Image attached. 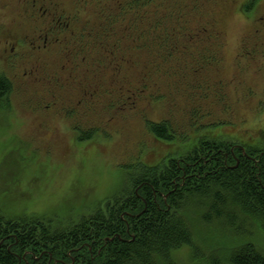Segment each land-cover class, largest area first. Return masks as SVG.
Instances as JSON below:
<instances>
[{
  "label": "rangeland",
  "instance_id": "374dc122",
  "mask_svg": "<svg viewBox=\"0 0 264 264\" xmlns=\"http://www.w3.org/2000/svg\"><path fill=\"white\" fill-rule=\"evenodd\" d=\"M147 2L149 6L128 15L114 11L124 19L122 22H116L107 33L96 29L85 37L84 56L71 58L76 67L69 65L67 57L45 58L49 66L46 73L20 76L17 84L14 82L11 93L0 103L2 213L45 215L58 222L87 214L121 189L126 174H130L128 166L134 161L154 165L166 155H182L192 147L195 135L209 132L206 126L219 120L224 123L216 128L236 141L264 137V106L260 104L264 99V79L255 78L254 65L245 78L255 90L251 102L238 104L232 85L227 87L226 100L216 101L213 96L219 94L220 78L238 79L234 51L237 35L239 41L248 33V23L237 22L236 17L227 21V46L223 57L218 58L221 65H217L222 74L219 78L217 68L199 70L203 63L197 56V47L192 49L193 55H189L188 46L182 47L186 43L191 47L189 35L198 27L208 26L210 16L205 11L201 20L190 10L197 4L205 6V1ZM180 10H186L188 17L176 24L171 15ZM165 38L168 39L163 42ZM112 49L115 56L107 55V50ZM169 49L177 58L172 66L165 67L166 62L160 60L150 65L153 56L160 58ZM244 61L239 59L238 65H245ZM65 64L75 72L63 71ZM164 67L167 71H163ZM171 70L175 74L169 73ZM141 73H147L143 80L149 83L154 74L152 84H144ZM84 89L86 95H82ZM237 91L242 97V89ZM259 107L262 111L255 114ZM67 111L74 112L68 115ZM79 120L82 125L98 127V134L91 140L79 141V134H72V126ZM147 121L168 122L179 138L157 141L147 131ZM193 225L202 258L209 251L219 257L228 255L226 248L234 245L237 234L223 231L218 223L194 221ZM245 231L264 254V236L252 226L246 225ZM174 259L177 264H203L200 254L188 247L175 252Z\"/></svg>",
  "mask_w": 264,
  "mask_h": 264
},
{
  "label": "trees",
  "instance_id": "16d2710c",
  "mask_svg": "<svg viewBox=\"0 0 264 264\" xmlns=\"http://www.w3.org/2000/svg\"><path fill=\"white\" fill-rule=\"evenodd\" d=\"M190 10L203 20L198 4ZM185 11L171 15L172 20L184 21ZM198 44L202 46V41ZM187 46L193 55L192 46L182 47ZM200 46H195L203 63L199 70H206L218 58ZM157 57H152L151 66L160 60L170 67L177 60L170 49ZM147 73H141L144 84L149 83L143 80ZM114 76L117 82V72ZM9 90L8 82L0 78V98ZM146 128L157 141L179 138L166 121H147ZM91 139L87 134L78 137ZM236 142L229 135L205 130L193 137L192 147L182 155H166L154 165L136 160L114 195L87 214L63 222L45 215L8 216L0 210V264H177L174 253L183 247L200 254L203 264H264V254L245 231L246 225L252 226L264 236V139L256 146L243 145L244 155L234 150L238 161L229 152ZM194 221L218 223L223 231L237 234L234 245L226 248L228 255L209 251L202 258Z\"/></svg>",
  "mask_w": 264,
  "mask_h": 264
},
{
  "label": "flooded vegetation",
  "instance_id": "af4514ba",
  "mask_svg": "<svg viewBox=\"0 0 264 264\" xmlns=\"http://www.w3.org/2000/svg\"><path fill=\"white\" fill-rule=\"evenodd\" d=\"M204 1L205 6L201 7L200 12L205 11L210 19L207 21V27H198L197 32L189 35L192 49L200 46L196 44L197 41H202L200 47L204 49V53L207 51L210 57L221 58L227 46L226 30L230 17L232 19L236 17L237 22L242 20L248 23V33L242 35L239 41L237 35L234 51L238 79H221L219 76L222 75L221 68L217 67L218 63L219 66L221 65V61L217 60L213 64V68H217V77L220 78L217 81L219 94H214V99L226 100L227 87L232 85L236 89L238 104L242 102L248 104L255 95L254 88L248 85L245 79L252 65L257 76L255 78L264 79V0ZM149 4L147 0H0V78H4L10 85L5 97L11 93L14 82L16 83L20 76L27 77L35 72L46 73L49 66L45 58L67 57L69 65L76 67L75 61L71 58L84 56L85 45L82 42L85 37L93 34L96 29L107 33L116 22L124 20L119 19L114 11L128 15L131 11L140 10ZM194 52L195 50H192L193 54ZM107 53L115 56L113 49L107 50ZM239 59L245 60V65H238ZM67 66V64L63 65L62 70H66L67 73L75 72ZM239 88L243 91L242 97H238ZM86 94L87 90L84 89L82 95ZM4 98H0V103ZM260 104L264 106V99ZM88 110L86 109L85 114ZM256 111L255 114H259L262 110L259 107ZM55 112V110L51 111V113ZM71 112L74 111H67L66 114L71 115ZM223 123V120H219L206 127L211 133L214 131L220 136L222 129L216 127ZM77 124L72 126L73 135L79 134V137L87 134L93 138L98 134V127L82 125L80 120ZM84 126L88 128L84 129ZM257 137L246 138L244 142L240 139L239 143L237 141L232 145L229 152L233 155L234 150H240L244 155L246 150L243 145L256 146L262 139ZM224 156L227 157V153ZM233 157L238 161L236 156Z\"/></svg>",
  "mask_w": 264,
  "mask_h": 264
}]
</instances>
